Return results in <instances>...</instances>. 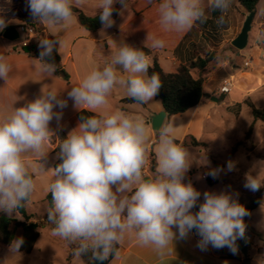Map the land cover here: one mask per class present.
I'll list each match as a JSON object with an SVG mask.
<instances>
[{"label": "clouds", "instance_id": "1", "mask_svg": "<svg viewBox=\"0 0 264 264\" xmlns=\"http://www.w3.org/2000/svg\"><path fill=\"white\" fill-rule=\"evenodd\" d=\"M84 3L85 0H27L33 21L46 25L54 37L38 40L39 55L33 58L45 77L55 76L57 64L53 53H59L63 45L55 38V30L71 26L76 19L73 7ZM116 3L122 10L128 8L126 0H98L100 36H105V29L114 24ZM230 5L231 0L207 3L208 8L221 13L217 19L221 25ZM259 14L264 15V8L259 9ZM158 15L165 31L177 33L187 32L197 22L202 24L208 19L204 0H161ZM7 26L8 20L0 15V31ZM163 47V40L147 36L144 48ZM3 49L0 79L7 81L12 65ZM150 67V56L143 49L119 43L103 66L94 67L67 96L76 110L97 112L107 106L109 95L120 86L135 102L148 104L162 88L159 75H149ZM67 104L60 92L42 87L34 100L0 116V212L19 215L18 210L30 202L35 182L25 154L33 153L41 160L46 157V142L55 135L50 123L62 119ZM148 141L145 121L120 110L82 115L78 126L59 145L61 163L53 169L54 179L48 186L51 206L47 220L54 225L52 234L75 245L74 256L91 254V260L99 262L118 257L117 245L129 232L135 233L141 246H152L161 255L174 241L187 239L193 230L200 237V250L227 247L236 254L237 240L245 238L244 217L249 214L246 208L225 192L206 191L204 202L193 212L201 193L191 182H183L191 165L190 153L176 143L174 124L162 122L159 127L155 171L145 177ZM202 159L203 165L210 164L205 156ZM42 169L45 170L43 164ZM234 169L235 162L228 161L227 171ZM222 171L219 167L209 168L207 175L216 178ZM244 186L258 191L264 187V177L249 172ZM23 243L22 237L13 240L10 254L19 253ZM257 264H264V257L257 258Z\"/></svg>", "mask_w": 264, "mask_h": 264}, {"label": "crops", "instance_id": "2", "mask_svg": "<svg viewBox=\"0 0 264 264\" xmlns=\"http://www.w3.org/2000/svg\"><path fill=\"white\" fill-rule=\"evenodd\" d=\"M131 2L135 3L132 7ZM160 2L161 0H152L151 3H149V0H131L127 4L128 8L126 10H122V7L119 9L117 17L113 18L114 24L105 29V36H100V29L95 32L86 30L81 26L76 16L71 26L57 28L55 38L63 42L59 55L62 67L70 76L68 81L63 79L57 72L52 78L45 77L33 63V58L37 57L21 51L16 47V44H11L12 41L3 37V31L10 26L0 31V49L4 48L3 51L8 57V62L12 65L8 80L0 79V116L9 114L14 107H21L25 103L34 100L40 95L42 87L46 91L56 90L60 92L61 99L68 100L67 107L62 110V119L59 122L54 119L50 123V130L55 135H52L49 141L46 142V157L41 160L39 156L33 153L25 154V162L29 166L30 173L34 175V181L36 174L33 169L36 166L42 167V164L44 165L45 162L49 161V167L54 169V165L59 159L58 151L62 139L78 126L81 116L98 115L99 111L120 110L133 119L145 121L150 155L144 169L149 168L151 151L155 152V142L158 139V131L152 128L151 119L153 115L164 111L161 101L156 96L150 103L144 105L123 103V99L129 97L126 94V89L118 86L109 95L108 104L104 109L97 112H81L73 107V101L68 98L67 93L71 88L78 86L82 78L94 67H102L115 51L117 44L124 42L136 48H141L144 47L148 35L164 41V47L152 49V54L149 56L151 65L154 56H157L161 67L166 72H175L180 65H190L196 56H204L213 49H217L220 55L223 53L226 45L224 42L218 48L210 47V44L215 40L212 34L213 30L217 28V18L215 17L220 16L221 13L219 10L213 11L208 8V0H204L205 9H210V16H208L206 22L202 24L197 22L191 30L184 33L165 31L162 28L158 15ZM236 3L244 9L237 1ZM97 4L98 0H85V3L79 8L89 16H96L99 14ZM121 11H123L122 15L120 14ZM23 24L20 23L19 26ZM42 26L43 33L47 38H54L52 30L46 25L42 24ZM32 45L38 48V44L35 42H32ZM230 71L228 61L220 62L216 69L208 75L205 82V91L210 97L203 98L196 107L183 114L171 118H168V115L166 116L164 123L171 122L175 126V140L182 142L187 136H193L199 141L204 142L208 139V143L214 144L213 140L208 138V126L211 129L215 127L212 121L217 112L216 104L223 99L222 96L230 94L234 89L233 86L229 93H223L221 89L229 80L226 83L223 81L220 88L216 87L218 82L216 74L225 72L231 76ZM234 102L231 99L230 105ZM54 111L61 110L54 109ZM28 205L29 203L26 206L27 213L36 217L31 219L30 222L44 215L30 212ZM194 209L198 211L196 208ZM14 217L17 221H24L20 213ZM14 233V240L16 236L22 237L23 228L16 227ZM199 239L200 237L193 230L187 239L174 241V245L170 246L161 255L152 246H141L137 242L135 233L129 232L125 234L123 241L119 244V256H114L108 264H244V257L239 248L236 254H233L227 247L216 249L209 246L207 250L202 251L197 247ZM70 252L71 246H67V255L64 260L66 264ZM260 257L255 254L253 256L249 255L251 264H257V258ZM35 259L36 257H33L32 253L25 254L20 249L19 253L12 255L9 252V246L0 244V264H32ZM83 262L82 264H86L84 260ZM42 263L50 264L47 259H42ZM70 264L76 263L72 260Z\"/></svg>", "mask_w": 264, "mask_h": 264}, {"label": "rangeland", "instance_id": "3", "mask_svg": "<svg viewBox=\"0 0 264 264\" xmlns=\"http://www.w3.org/2000/svg\"><path fill=\"white\" fill-rule=\"evenodd\" d=\"M134 4L131 2V7ZM260 8H264V0H261L258 6V12L249 32V41L244 50L239 51L232 45V41L241 33L249 15L245 9L238 6L236 0H231L229 9L224 13V23L222 25L217 23V28L212 33L215 40L211 41L210 47L218 48L221 43H226L220 57L222 62L228 61L232 74L230 76L228 73L218 72L216 87L220 88L223 81L226 83L229 80L228 82H232V89L233 86L234 89H231L230 94L222 96L223 99L216 104L217 112L212 121L215 127L211 129L208 126L207 129L208 138L213 140L214 144L208 143L206 139L204 141L206 146L185 147L189 150L188 160L191 165L183 182H191L193 187L201 193L195 207L197 210L204 202L203 193L206 191L225 192L240 204L242 197L253 193L244 186L246 174L259 173L261 177H264V122L259 120L255 122L252 109L247 104L252 102L257 108H264V15L259 14ZM0 15L8 20V26H19L24 18H32L27 7V0H0ZM206 15L210 16V9L206 10ZM40 25L42 30L37 31L33 37H27L30 44L32 42L38 44V40L47 38L43 33L42 24ZM23 41L24 36L22 35L20 39L11 44H16V47L20 49ZM211 51H217V49ZM247 63L249 66H246ZM231 99L235 101L232 105H230ZM253 123L252 136L246 139V134ZM239 143L241 144L238 146ZM234 147H237L235 153L232 152ZM152 152L155 153L151 151L149 168L143 171L146 177L154 173L151 167L152 159L156 160V157L152 156ZM204 156L210 161L208 166L202 164ZM230 160L235 162L233 171H227V162ZM155 167L156 165L154 169ZM218 167L224 171L220 172L216 178L207 175L208 168ZM44 168L45 170L41 166L32 168L36 174L35 190L31 195L28 210L45 215L32 221L44 224L39 228L41 237L33 249L32 256L36 259L32 264H43L42 259H47L50 264H66L64 260L67 255V246L71 245L52 234V224L47 220V209L50 207L48 186L53 181L54 175L53 169L49 167V161L44 163ZM192 211L196 212L195 209ZM13 216L16 215L13 214ZM244 222L246 224L245 236L250 234L256 244L264 245V195L261 204ZM249 255L253 256L254 251L250 250ZM72 260L76 264L84 263L82 257L73 255V249L67 259V264H70Z\"/></svg>", "mask_w": 264, "mask_h": 264}, {"label": "trees", "instance_id": "4", "mask_svg": "<svg viewBox=\"0 0 264 264\" xmlns=\"http://www.w3.org/2000/svg\"><path fill=\"white\" fill-rule=\"evenodd\" d=\"M131 0H126L128 4ZM249 14L255 13V16L258 12V6L261 0H236ZM121 8V5L117 3L115 6V11L112 14V18H116L118 15V11ZM74 15L77 17L81 26H83L86 30L95 32L102 28V24L99 19V14L96 16L87 15L82 9L79 7H73ZM220 14V13H219ZM216 16L215 18H218ZM23 23L29 25L34 28L36 31L42 30L41 23L33 21L32 18H24ZM148 55L152 54V51L141 47ZM21 51L38 57L39 48L34 45L22 46L20 48ZM55 63L57 64V73L65 80H69V74L65 71L61 64V57L59 53H53ZM222 62L220 54L217 51H210L204 56H196L190 65H180L177 67L175 72H166L161 67L158 57L154 56L153 64L149 69V75L152 72H155L159 75L162 88L156 95V97L161 101L163 105L164 111H166L168 118L172 116L183 114L188 110L196 107L203 98H208L209 94L205 91V82L207 80L208 75L216 69L217 65ZM123 103H137L131 98L123 99ZM249 107L252 109V114L256 121L264 122V108H257L252 102L247 103ZM254 130V123L250 126L246 139H250ZM176 143L182 145L183 147L193 146L200 147L206 146L204 142L197 140L193 136H187L182 142L175 140ZM241 143L238 144V146ZM237 151V147H234L233 153ZM152 156L155 157V153L152 152ZM61 163L60 159L54 165V168ZM154 165H156V160L152 159V171L154 172ZM32 174V173H31ZM33 179L34 175L32 174ZM264 195V187H261L258 191H255L251 194H248L245 197L240 199V204L243 205L248 211V215L244 217V220H247L248 216L258 208V206L262 202V198ZM49 206H51V194L48 195ZM28 204V203H27ZM27 204L20 208L18 212L23 216L24 221L28 223V226L23 228V240L24 243L20 247V251L25 254H31L35 247L37 240L40 237L39 228L43 227L44 224L42 222L38 223V227L32 226L35 222H30L31 219H34V215H29L26 211ZM17 220L13 215L9 216L3 212L0 213V244L4 246H9L10 243L14 240V232H15V223ZM54 225H52V228ZM75 247V245H71V250ZM119 245H117V249ZM90 255L83 256L82 259L86 262V264H108L114 256H110L108 260L103 262L93 261L90 258Z\"/></svg>", "mask_w": 264, "mask_h": 264}, {"label": "water", "instance_id": "5", "mask_svg": "<svg viewBox=\"0 0 264 264\" xmlns=\"http://www.w3.org/2000/svg\"><path fill=\"white\" fill-rule=\"evenodd\" d=\"M255 18V13H250L244 23V26L242 28L241 33L232 41V45L238 49L239 51H242L246 48L248 41H249V32L252 28V23ZM3 37L9 41L15 42L18 39H20L21 35L18 31V28L16 26H10L6 28L3 31ZM167 116L166 111H162L161 113L153 115L151 119L152 128L155 131H158L159 127L161 126L162 122L165 121ZM15 226L18 228H25L28 226V223L26 221H17L15 223ZM32 226L38 227V223H34ZM238 248L243 254L244 257V264H251L250 258H249V247L247 242L244 239H240L237 242Z\"/></svg>", "mask_w": 264, "mask_h": 264}, {"label": "built area", "instance_id": "6", "mask_svg": "<svg viewBox=\"0 0 264 264\" xmlns=\"http://www.w3.org/2000/svg\"><path fill=\"white\" fill-rule=\"evenodd\" d=\"M17 28H18V31H19L20 35L24 36V41L22 42L21 47L22 46H27V45H32V44H30V40L27 37H33L34 35H36L37 31L34 28H32L29 25H27V24H23V25H21V26H19ZM246 66H249V63H247ZM231 89H232V82H228L222 87L221 91L223 93H229L231 91ZM245 241L248 244L249 250H253L254 254L256 256H264V245L256 244L254 242V239H253L252 235H250V234L246 235L245 236Z\"/></svg>", "mask_w": 264, "mask_h": 264}]
</instances>
